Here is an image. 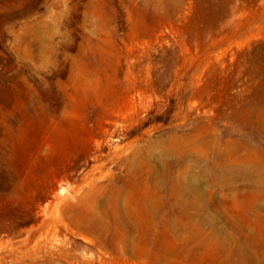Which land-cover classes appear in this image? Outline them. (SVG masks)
<instances>
[{"label":"rangeland","instance_id":"374dc122","mask_svg":"<svg viewBox=\"0 0 264 264\" xmlns=\"http://www.w3.org/2000/svg\"><path fill=\"white\" fill-rule=\"evenodd\" d=\"M0 264H264V0H0Z\"/></svg>","mask_w":264,"mask_h":264}]
</instances>
